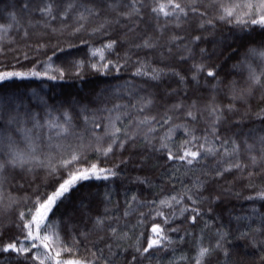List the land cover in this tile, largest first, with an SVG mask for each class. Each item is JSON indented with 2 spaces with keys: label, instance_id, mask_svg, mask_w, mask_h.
<instances>
[{
  "label": "snow or ice",
  "instance_id": "snow-or-ice-1",
  "mask_svg": "<svg viewBox=\"0 0 264 264\" xmlns=\"http://www.w3.org/2000/svg\"><path fill=\"white\" fill-rule=\"evenodd\" d=\"M0 264H264V0L0 8Z\"/></svg>",
  "mask_w": 264,
  "mask_h": 264
},
{
  "label": "trees",
  "instance_id": "trees-1",
  "mask_svg": "<svg viewBox=\"0 0 264 264\" xmlns=\"http://www.w3.org/2000/svg\"><path fill=\"white\" fill-rule=\"evenodd\" d=\"M10 2H11V0H0V8H4V6L6 4L10 3ZM39 83L40 82L38 80L25 81L20 86L21 87H35ZM91 86H92L91 84H87V85L82 86V85H79V84L72 85L70 83H65V84L59 85L57 90L62 88L65 93H75L81 87H91ZM233 205L236 207L237 210H239L241 207H243V208H247L248 207V204L245 201H232L227 206L231 207Z\"/></svg>",
  "mask_w": 264,
  "mask_h": 264
}]
</instances>
